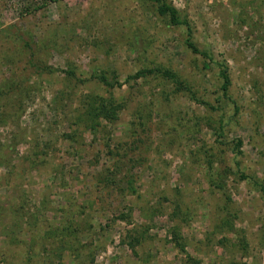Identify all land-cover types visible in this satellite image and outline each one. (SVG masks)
<instances>
[{"label": "rangeland", "instance_id": "obj_1", "mask_svg": "<svg viewBox=\"0 0 264 264\" xmlns=\"http://www.w3.org/2000/svg\"><path fill=\"white\" fill-rule=\"evenodd\" d=\"M167 2L212 60L148 0H0V264H264V0Z\"/></svg>", "mask_w": 264, "mask_h": 264}, {"label": "trees", "instance_id": "obj_2", "mask_svg": "<svg viewBox=\"0 0 264 264\" xmlns=\"http://www.w3.org/2000/svg\"><path fill=\"white\" fill-rule=\"evenodd\" d=\"M152 3L156 4V12L159 16L161 17H167L168 21L171 25L174 26H178V25H184L187 31V39L185 40L186 46L188 47V49L191 50V52H193L194 54H199L201 56H203L204 58H207L208 60H212V57L210 55V53L208 51H200L196 45L194 44V42L191 41L190 37H191V28L189 23L187 22L186 19L180 20L179 19V15L177 10L171 6L167 0H148ZM219 66V72L218 75L221 79V91L223 93L224 96H227V92H228V87L230 85V77L228 74V68L226 66V64L224 62H221L218 64ZM153 71H149L148 73H152ZM145 73H142L140 71V73L138 72L135 77H139L141 75H144ZM163 76H167L170 77L172 80L177 81V76L173 73L168 72L167 70L162 72ZM102 82L105 83V85L109 86V87H114L113 83H110L108 81H105L106 79L101 76L99 78ZM118 85V83H117ZM88 102H91L89 104H87V110L84 112L88 114V116L91 118V120H93L92 118H98V117H104L105 119H108L109 121H112L113 119H115L117 111L121 109V106L115 104V102L112 99H105L102 97H99V99L97 100V104L93 103V99H90ZM235 111H237V108L235 107ZM220 129H222V127H220ZM241 146V141L237 140L235 142L234 145V149L238 150L239 147ZM239 153V152H238ZM15 172V171H14ZM14 172L11 173V170L8 172L9 174H7L6 176H11L13 180H16V178H13V174ZM264 190V188H262V191ZM13 192V190H11ZM20 199V198H19ZM24 204L19 203L18 205H16L13 209H11L13 212V219L14 222L11 224H3L0 227V230L2 232V237L5 240V243L8 245H14V244H20L22 243L24 240H21L18 237V234H21L23 232V230L19 231L17 230L18 227H20L21 225H18L16 221V219H21L22 215H29L27 214L29 211L28 210H24L23 209ZM23 209V210H22ZM22 210V211H21ZM32 221L29 218L28 220H26V224H30ZM26 229V228H25ZM56 235L57 237L61 240L62 243H66L67 244V232L71 233V231L69 232L67 230V228H62V229H56ZM19 232V233H18ZM6 247V246H5ZM4 247V249H5Z\"/></svg>", "mask_w": 264, "mask_h": 264}]
</instances>
